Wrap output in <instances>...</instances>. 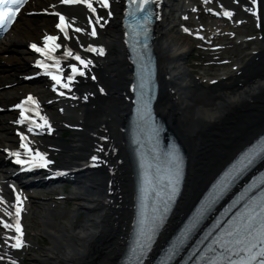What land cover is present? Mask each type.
Masks as SVG:
<instances>
[{
    "label": "bare ground",
    "instance_id": "obj_1",
    "mask_svg": "<svg viewBox=\"0 0 264 264\" xmlns=\"http://www.w3.org/2000/svg\"><path fill=\"white\" fill-rule=\"evenodd\" d=\"M34 1L41 6L53 0ZM167 8L171 7L167 5ZM44 19L23 21L17 35L8 38L7 43L13 46L14 52L20 50L27 38L34 37L48 23ZM173 24L169 12H166L158 28L161 74L165 76L170 73L171 78L167 82L171 88H176L172 95L160 96V109L168 117L173 107V131L178 134L189 153L187 181L181 200L174 210L179 215L188 208L195 194L204 188L219 168L264 128V50L260 51L256 60L244 58V62L247 59L252 61L241 76L226 71L224 84L206 91L207 87L192 84L184 61L190 44L173 33ZM104 40L111 52L107 62L103 63L102 79L110 95L88 110L85 121L88 129H97L106 124L114 140V126L119 124L125 111L123 101L121 98L119 101L116 92L124 83L127 72L116 26L111 25L104 34ZM26 66L27 59L19 56L0 62V85L16 81L17 75ZM3 71H7V74L4 75ZM163 84L167 88V83ZM204 91L206 93L203 94ZM174 99L176 103L172 106ZM10 100L9 92L0 93V104H9L7 102ZM8 128L0 116V146L12 141ZM78 135L73 145L67 144L61 157L62 162L74 164L82 159L83 155L78 154L77 150L81 144L87 143V139L80 133ZM3 167L7 166L0 155V168ZM124 175L122 171L121 176ZM106 177L103 170L81 175L70 192L73 208L63 220L55 217V207L42 203L39 196L35 197V201L29 205V222L33 231L43 234L49 240V244L40 253L32 254L36 264H114L123 245V228L126 222L128 227L130 221V204H108L110 206L107 207L102 204ZM128 183L129 179L122 188L127 187ZM120 193L125 203L129 194L124 190ZM81 214L82 219H76ZM174 219H171L169 227Z\"/></svg>",
    "mask_w": 264,
    "mask_h": 264
},
{
    "label": "snow or ice",
    "instance_id": "obj_2",
    "mask_svg": "<svg viewBox=\"0 0 264 264\" xmlns=\"http://www.w3.org/2000/svg\"><path fill=\"white\" fill-rule=\"evenodd\" d=\"M27 2L28 0H0V29L7 31ZM60 2L62 4H83L94 15L97 12V8L93 6L94 4L98 5L102 9H107L110 6L109 0H60ZM156 2H158V0H129V5L133 10L129 11L127 15L135 17L136 14L139 13L140 21H142V23H137V27L133 29L132 36L139 45V48L145 53L149 49L147 41L149 33L148 25L150 24L151 13L148 11V6ZM205 2L208 3L210 0H205ZM251 2L255 4L256 0H251ZM247 10L252 11V9ZM208 11L211 12L212 9L209 8ZM216 14L219 15L221 13ZM222 14L229 18L233 15L232 12L227 10H225ZM55 15L59 18L56 28L63 34V39H70V30L72 32L82 31V28L74 27V21L71 17L61 15L59 12H56ZM108 15L111 16V12H108ZM253 15H255L254 12ZM156 18L158 19L159 16L157 15ZM100 20V16L95 17L96 24H100ZM88 23H93L91 18H89ZM105 23H107L106 20ZM101 27H103V25H101ZM184 31H188V29H184ZM87 34L90 36H96L97 33L95 27H93L91 32ZM125 35H128V33H125ZM141 36H143L142 41L139 39ZM59 39L60 37L57 35H45L43 37V47H38L36 44L31 45L36 52H39L42 56H44L45 60L54 61L52 65L46 64L43 60H38L36 62L39 67L45 69V74L50 76L51 79L55 81V84L53 85L54 90L56 89V85H59L61 88H69L77 74L81 76L85 75V72L75 64L70 65L71 74L67 76V82H62L61 76L54 74L52 71L53 68L57 72L62 71V69L59 68V59L52 55L56 49L61 47V44L57 43ZM201 39H203V37H201ZM127 42L128 41H126V43ZM86 50L97 53L98 55L104 54V49L102 47L94 48L89 45ZM63 55L64 57H73L75 60L79 61V64L84 68H87L92 63L90 60L83 59L80 55L74 54L72 50L66 46L64 48ZM138 55L140 59H143L142 54L138 53ZM93 79H95V77H93ZM140 79L141 83L139 87L141 89V96L143 97L144 86L145 84H150V78L148 76L141 75ZM101 91H103V89H101ZM59 94L64 95L63 92H60ZM84 98L87 99V97ZM73 99H75V97H73ZM24 104H35L37 108L39 107L35 98L29 95L25 101H22L21 104L15 106L22 109L20 112V118L16 121V123L24 124L28 121L27 131L29 133L34 131L33 125H35L36 129H43L44 127H47L48 131H51V126L48 124L47 117L40 116L39 119L43 121V123H36L30 116L26 115L25 110H23ZM28 111H31V109ZM20 140V148L24 149V158H21V152L19 151L10 152L9 155L16 158L15 163L21 165L22 170L29 171L34 168H46L53 163L47 158V153L34 150L29 146L32 142L28 140L27 136L21 133ZM102 151L103 148H97V152ZM261 157H264V142H261L260 144H257L245 151L239 159L232 164V166L223 174L219 181L214 185L212 191L202 202L196 215L192 218V221L183 230L180 239L169 250V258L175 255L177 248L183 243V238L187 236L193 227H195L203 213L206 212L212 204L215 203V201L219 199L230 188V186L256 162L258 158ZM176 159L175 155L170 156L169 159L170 165L172 168H175V173L173 174L171 170H169L167 184L169 193L167 199L163 202V210L156 208L150 217L141 219L140 231L136 241V246L133 249V259L135 264H143V258L149 251L157 230L163 224L164 215L168 211L169 204L174 199L178 191L179 165L176 163ZM91 160L94 162L92 166H97L99 158L96 155H93ZM146 183L151 184V181L146 180ZM10 187L12 188V192L15 193V202L7 200L5 196L0 193V227L7 230H14L16 235L10 237V239L14 240L15 243H12L10 247L19 249L24 247V233L21 225V213L25 211L24 200H26L27 197H25L22 192L18 191L14 185ZM242 216L243 218L235 224L224 235V237L214 241L216 247L210 248L213 255L207 257L205 264H264V201H262L259 205L249 204L246 212L242 214ZM217 248L219 251H217ZM0 259H3V257L0 256ZM11 264H16V261L12 260Z\"/></svg>",
    "mask_w": 264,
    "mask_h": 264
},
{
    "label": "rangeland",
    "instance_id": "obj_3",
    "mask_svg": "<svg viewBox=\"0 0 264 264\" xmlns=\"http://www.w3.org/2000/svg\"><path fill=\"white\" fill-rule=\"evenodd\" d=\"M166 1H168L170 4H173L170 0H166ZM176 4V3H175ZM174 4V5H175ZM171 15V19H173L174 20V16H173V14L171 13L170 14ZM24 21V19H22L21 21H20V23H18V25L16 26V29L14 30V36H15V34H16V31L17 30H21V25H22V22ZM172 31H173V33L175 34V35H179L178 33H177V31H176V27H173L172 28ZM40 34V33H39ZM17 35V34H16ZM38 37V34H36L34 37H32V38H28L27 40H31V39H34V38H37ZM26 42V41H25ZM21 48V47H20ZM23 48V47H22ZM240 51L243 53V55L244 56H247V55H249V49L248 48H240ZM16 55H18V56H22V57H25V55L23 54V49L21 50L20 49V53H16V54H14L13 52H10V53H8V56H2L1 57V60H2V62H6L7 60H9V59H11V58H13V57H15ZM243 55H241V56H243ZM192 57H194V55H193V53L192 52H190L189 54H188V56L185 58V65L187 66V68H188V70L190 71V74H198L199 73V71L197 70L198 68L197 67H193V66H191L190 64L192 63L191 62V58ZM19 87H16L13 91H10V92H12V94L14 95V98H16L17 97V95L19 94V91L22 89V87H25V86H27V85H18ZM0 92H2V91H0ZM76 137L75 136H68L67 135V143H70V144H73V142L71 141L72 139H75ZM85 149H86V145L85 144H81L79 147H78V150H77V153L79 154V153H84V151H85ZM72 188H73V185H67V184H65V183H62L61 185H56V186H54V187H50L49 189H53V191L52 192H57V190H60V189H64V191H66V193H67V195L68 196H70V192H71V190H72ZM56 208V218L57 219H59V220H63L64 218H66V216L68 215V213H69V211L73 208V200L72 199H69V202H67V204H62V206H57V207H55ZM76 219H78V220H80V219H82V214L78 217V218H76ZM28 222H29V218H28ZM28 229H29V231H30V234H31V240H32V242H33V247H34V249L32 250V253L30 254V256H29V261H32L33 262V264H36V262H34L32 259V254H38V253H40L41 252V250L43 249V247L44 246H46V245H48L49 244V240L47 239V237L46 236H44L43 234H41V233H35V236H34V233L32 232V227H31V224H30V222H29V227H28ZM28 264H31V262H29Z\"/></svg>",
    "mask_w": 264,
    "mask_h": 264
}]
</instances>
